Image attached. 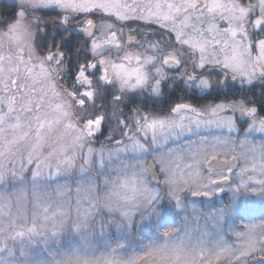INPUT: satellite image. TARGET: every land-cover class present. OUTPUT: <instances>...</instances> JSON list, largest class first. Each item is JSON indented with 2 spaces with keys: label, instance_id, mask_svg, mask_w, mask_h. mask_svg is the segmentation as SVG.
<instances>
[{
  "label": "snow or ice",
  "instance_id": "obj_1",
  "mask_svg": "<svg viewBox=\"0 0 264 264\" xmlns=\"http://www.w3.org/2000/svg\"><path fill=\"white\" fill-rule=\"evenodd\" d=\"M7 7L0 264H264V0Z\"/></svg>",
  "mask_w": 264,
  "mask_h": 264
},
{
  "label": "rangeland",
  "instance_id": "obj_2",
  "mask_svg": "<svg viewBox=\"0 0 264 264\" xmlns=\"http://www.w3.org/2000/svg\"><path fill=\"white\" fill-rule=\"evenodd\" d=\"M189 139L195 140L196 136H190ZM218 201H222V200H218ZM211 207H212V204L210 203L200 204L197 202L196 209L189 212V219L184 225V227L187 228L192 233L193 241H195L196 238L203 236L206 230L214 231L212 227V222L207 218V215H206L209 212ZM197 216L200 217L199 220L196 219ZM177 220L178 218H174L172 221H169L167 230H171V227L175 226V224L177 223ZM253 223H256V221L255 222L253 221Z\"/></svg>",
  "mask_w": 264,
  "mask_h": 264
},
{
  "label": "flooded vegetation",
  "instance_id": "obj_3",
  "mask_svg": "<svg viewBox=\"0 0 264 264\" xmlns=\"http://www.w3.org/2000/svg\"><path fill=\"white\" fill-rule=\"evenodd\" d=\"M15 2V0H0V15H9L10 14V11L11 9L7 6L9 5H12L13 3ZM194 103H203L202 101L201 102H195ZM151 107V106H149ZM225 198V194H220L217 198L214 199L213 203L218 206L220 203H226V198ZM193 199V198H192ZM224 199V200H223ZM196 203H204V204H209V201H208V198H204V199H199V200H196V199H193ZM218 200H222V201H218ZM218 202V203H217ZM253 222V221H252ZM255 222V221H254ZM245 223H248V221H245ZM238 226V224H237Z\"/></svg>",
  "mask_w": 264,
  "mask_h": 264
},
{
  "label": "water",
  "instance_id": "obj_4",
  "mask_svg": "<svg viewBox=\"0 0 264 264\" xmlns=\"http://www.w3.org/2000/svg\"><path fill=\"white\" fill-rule=\"evenodd\" d=\"M193 199L199 200V199H204V198H193Z\"/></svg>",
  "mask_w": 264,
  "mask_h": 264
}]
</instances>
